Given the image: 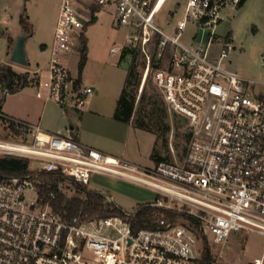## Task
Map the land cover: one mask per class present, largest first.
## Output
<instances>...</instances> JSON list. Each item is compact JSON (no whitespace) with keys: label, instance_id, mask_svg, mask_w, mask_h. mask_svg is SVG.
<instances>
[{"label":"built area","instance_id":"1","mask_svg":"<svg viewBox=\"0 0 264 264\" xmlns=\"http://www.w3.org/2000/svg\"><path fill=\"white\" fill-rule=\"evenodd\" d=\"M81 1L92 2L96 9ZM166 2L62 0L51 46L49 97L58 105L67 103L68 58L97 9L113 4L114 25L128 34L111 53H142L143 84L151 76L179 118L204 128L181 159L135 164L1 111L0 119L27 130L31 139L0 140V156L26 159L36 174L59 175L81 186L96 175L126 181L155 194V201L144 206L176 212L181 219L162 217L154 228L134 232L138 209L125 212V217H69L51 206L55 194L44 202L34 176L0 178V264H197L201 238L217 245L234 232L264 238V70L262 78L248 79L228 69L234 38L217 31L228 9L241 0H187L175 35L155 23ZM190 25L196 29L192 46L181 42ZM152 45L154 57L148 54ZM93 94V88L78 89L75 108L82 109ZM251 264H264V252Z\"/></svg>","mask_w":264,"mask_h":264},{"label":"rangeland","instance_id":"2","mask_svg":"<svg viewBox=\"0 0 264 264\" xmlns=\"http://www.w3.org/2000/svg\"><path fill=\"white\" fill-rule=\"evenodd\" d=\"M81 2L85 7L96 9L92 2ZM57 3L58 0H0V62L15 67L17 70H28V67L11 61L14 45L8 44V37L15 38L17 34L24 31L19 22V13L22 16L24 11L29 17L33 34L26 43L31 68H34L36 61L42 66L50 61V54L44 51L42 44L47 41L50 34V25L56 15ZM186 3L187 0H167L155 18L156 25L175 35L174 25L184 16ZM114 9V5L111 4L104 9L97 10L96 20L85 30L87 42L84 55L86 61L91 62L90 70L86 76L81 79L83 69H79L84 37L80 39L73 54L68 58L69 69L79 78L81 89H85L90 83L89 73L98 75L100 70L98 61L108 63L123 61L119 71L122 80H126L129 68L132 65L135 66L136 85L130 87L129 91L136 96V119L141 122L145 130H142L144 133L133 132L130 157L129 154L125 155L130 159L127 157L123 159L143 166H153L154 163L150 156L154 154L156 158L160 157L166 161L179 160L186 153L190 142L203 134L204 128L200 124L191 125L188 121L179 118L165 102L151 76L143 84L146 58L142 53L139 51L124 52L123 60L120 53L111 54L110 50L122 45L128 34L126 29L114 27ZM81 11L87 13L86 9ZM169 22H171L170 25H168ZM218 32L222 36L228 34L234 38L235 50L227 62L228 69L248 79L262 78L264 70V0H246L243 5H239L235 9H228L225 21L219 26ZM195 33L196 29L190 25L187 33L181 38V42L192 46ZM218 48L220 49V47ZM148 54L155 56V46L150 47ZM29 91L26 95L32 93ZM26 95H23L24 104L28 105L32 102V98ZM2 97L4 96L2 95ZM90 99L91 96L88 100ZM97 99L99 104L105 102L104 99ZM3 101L2 99L1 102ZM86 108H89V103L84 109ZM61 115V109L54 102H50L46 107L41 126H65L70 129L82 117L80 112H72L69 117L64 118ZM30 139L29 134L22 132L21 135H15L10 129L0 124V140L27 141ZM0 158L6 157L0 156ZM153 159L155 158L153 157ZM29 168L30 171H33L35 165L30 162ZM37 175L38 178L39 174ZM83 187L89 192L112 198L113 203L123 211L130 213L154 202L156 197L153 192L144 188L101 175L94 176L90 184ZM59 188L68 199L72 197L85 198V193L79 191L69 179L61 182ZM207 243L214 264H251L264 252V238L256 233L246 231L234 232L225 242L218 245L211 240H207ZM201 249H203L202 245Z\"/></svg>","mask_w":264,"mask_h":264},{"label":"crops","instance_id":"3","mask_svg":"<svg viewBox=\"0 0 264 264\" xmlns=\"http://www.w3.org/2000/svg\"><path fill=\"white\" fill-rule=\"evenodd\" d=\"M61 1L62 0H58L56 15L54 21L50 25V34L48 35L47 41L43 42L44 44H42V48L44 49V51L49 53L50 55H51V46L54 40ZM115 15L116 14L114 13V20H115ZM19 17L21 18L20 13H19ZM20 18H19V22H20ZM95 20H96V16H95ZM21 34H25V32L22 31L21 33L17 34L15 38L8 37V44L15 45L17 39ZM32 35L33 34H31V36ZM84 38L86 40L85 33H84ZM116 54H112V55H116ZM121 56L123 60L124 59L123 54H121ZM122 62L123 61H116V62L114 61V63L111 62L108 63V62L98 61L100 68L98 75L96 76L92 74V72L89 73L91 77L89 80L90 83L88 84V88H93L94 94L91 95L90 100H88L90 96L87 98V102L82 107V109H77L74 106L73 95L76 93L78 89L82 88V86L80 84L79 78L74 74H72L71 72V93L67 103L64 105H58L55 103L61 109L62 118L69 117L70 113L72 112L82 113V117L80 118V121L77 122V124L72 125L70 129L66 128L65 126H46V127L41 126V123L44 120L46 107L50 102H53L49 97L50 94L49 61H47V63L44 66H42L39 62L36 61L34 68L33 67L31 68V62L29 61V65L25 66L28 67V70H23V71L17 70L15 69V67L10 66L13 69V71L16 72L17 74L26 76L29 83L26 87L20 89L19 91L8 94L3 93L2 87L0 85V92H1L0 111L3 113V115H5L10 119L18 120L22 123H26L33 126H39L44 132L49 134L61 135L64 137L72 138L80 142L81 144L94 148L106 155L125 158L127 157L125 155L129 154L128 156L130 157L131 136L134 131L136 132H143V131L139 129H135L132 124H126L115 119V111L117 108V104L127 80V78L126 80H122V76L119 73L120 65L123 64ZM90 64H91L90 61H86L80 77L81 79H83L86 76V73L89 72ZM3 66H7V65H5L1 61L0 67ZM28 91L32 93H28L29 95H26ZM2 95L4 97H2ZM23 95L30 96L32 98V102L29 103L28 105H25ZM97 98L104 99L105 102L99 104ZM2 99L4 100L3 102H1ZM88 103H89V108L84 109ZM153 157H154L153 155L150 156V158L153 160V163L159 162L157 161L156 157H154L155 159H153Z\"/></svg>","mask_w":264,"mask_h":264},{"label":"trees","instance_id":"4","mask_svg":"<svg viewBox=\"0 0 264 264\" xmlns=\"http://www.w3.org/2000/svg\"><path fill=\"white\" fill-rule=\"evenodd\" d=\"M246 0H241L240 6ZM95 18H93V22ZM20 23L23 30L27 34H32V27L29 23V17L24 11L20 18ZM86 52V40L83 39L82 58L79 64V69L82 70L86 63L84 53ZM136 69L131 66L128 70L127 80L123 92L119 98L117 108L115 111V119L132 124L133 127L145 130L135 115L136 96L129 91L130 87L136 85ZM26 76H22L13 71L10 66L0 67V85L3 93L7 90L8 93H15L28 85ZM5 94V93H4ZM0 124L10 129L15 135H21L22 132L28 134L27 130H22L10 121L0 119ZM155 157V154L153 155ZM157 161H162V158H156ZM30 161L18 158H0V178L1 179H25L28 176L32 177V181L39 189L41 198L44 202L50 200V194H55V198L50 200L51 206L56 211H67L69 217L82 216L83 218H108V217H125V211L119 208L115 203L107 200V197L101 194L92 193L86 190L85 187L71 181L72 184L79 190L85 193V198L72 197L68 199L66 195L60 190L59 184L66 180V178L54 175L51 173H40L37 178L36 172L30 171ZM38 179V180H37ZM41 179V180H39ZM164 217L167 221H178L181 216L176 212L164 211L150 206H142L138 209L136 216L132 220V227L134 232L141 230L152 229L155 227L156 221ZM193 224V222H191ZM203 249L200 253V258L197 264H214L213 257L208 247L207 239L201 238Z\"/></svg>","mask_w":264,"mask_h":264},{"label":"water","instance_id":"5","mask_svg":"<svg viewBox=\"0 0 264 264\" xmlns=\"http://www.w3.org/2000/svg\"><path fill=\"white\" fill-rule=\"evenodd\" d=\"M30 36L31 34L25 33L17 39L14 45V48H13L12 55H11V61L13 63L22 65V66L29 65L26 43Z\"/></svg>","mask_w":264,"mask_h":264}]
</instances>
